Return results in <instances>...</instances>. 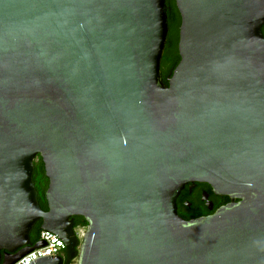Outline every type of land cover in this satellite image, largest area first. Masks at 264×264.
I'll return each instance as SVG.
<instances>
[{"label":"water","instance_id":"1","mask_svg":"<svg viewBox=\"0 0 264 264\" xmlns=\"http://www.w3.org/2000/svg\"><path fill=\"white\" fill-rule=\"evenodd\" d=\"M175 4L165 83L166 0H0V264L38 221L27 264H264V0ZM197 182L229 202L185 220Z\"/></svg>","mask_w":264,"mask_h":264},{"label":"trees","instance_id":"2","mask_svg":"<svg viewBox=\"0 0 264 264\" xmlns=\"http://www.w3.org/2000/svg\"><path fill=\"white\" fill-rule=\"evenodd\" d=\"M167 7V20H168V32L166 36V44L160 64L161 75L163 81L167 82V76L169 72L173 70L178 64L180 57L178 53V37H179V26H180V15L177 10L175 0H166ZM264 34V30H263ZM34 186L38 192V201L43 210L47 209V203L45 199V191L48 187V178L46 177L44 164L40 156H37L34 160V173H33ZM187 199V193L183 196L178 197L177 206L179 208L184 205V201ZM229 201V197L219 201L217 208L221 205L226 204ZM187 220V219H185ZM75 227L85 228L87 221L82 216L74 217ZM41 221H38L33 227L30 233V240L34 244L38 241L41 233Z\"/></svg>","mask_w":264,"mask_h":264},{"label":"flooded vegetation","instance_id":"3","mask_svg":"<svg viewBox=\"0 0 264 264\" xmlns=\"http://www.w3.org/2000/svg\"><path fill=\"white\" fill-rule=\"evenodd\" d=\"M263 30L264 25L262 26V32ZM185 193H187V199L180 208L177 206V212L183 219L187 220L213 213L217 208V203L226 197L214 194L208 184L199 182L195 183L191 189L186 185L180 194L183 196ZM204 196H206V199H204ZM210 204L211 208L209 207ZM77 228L79 227H75V229Z\"/></svg>","mask_w":264,"mask_h":264},{"label":"built area","instance_id":"4","mask_svg":"<svg viewBox=\"0 0 264 264\" xmlns=\"http://www.w3.org/2000/svg\"><path fill=\"white\" fill-rule=\"evenodd\" d=\"M38 240L42 241L44 245L26 253L13 264H27L32 259L48 254L64 256L65 244L63 240L55 233L42 230Z\"/></svg>","mask_w":264,"mask_h":264},{"label":"rangeland","instance_id":"5","mask_svg":"<svg viewBox=\"0 0 264 264\" xmlns=\"http://www.w3.org/2000/svg\"><path fill=\"white\" fill-rule=\"evenodd\" d=\"M76 231H77L79 237L82 238V235H83V233H84V231H85V228H77ZM72 264H77V263H76V260L73 261Z\"/></svg>","mask_w":264,"mask_h":264}]
</instances>
